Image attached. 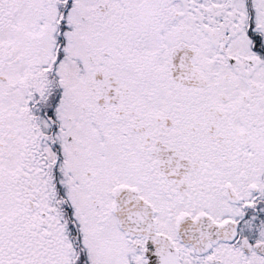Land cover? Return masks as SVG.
I'll list each match as a JSON object with an SVG mask.
<instances>
[{
	"label": "snow or ice",
	"instance_id": "1",
	"mask_svg": "<svg viewBox=\"0 0 264 264\" xmlns=\"http://www.w3.org/2000/svg\"><path fill=\"white\" fill-rule=\"evenodd\" d=\"M0 264H264V0H0Z\"/></svg>",
	"mask_w": 264,
	"mask_h": 264
}]
</instances>
